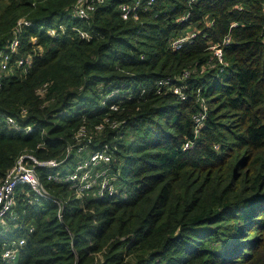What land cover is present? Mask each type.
I'll use <instances>...</instances> for the list:
<instances>
[{
  "label": "trees",
  "instance_id": "obj_1",
  "mask_svg": "<svg viewBox=\"0 0 264 264\" xmlns=\"http://www.w3.org/2000/svg\"><path fill=\"white\" fill-rule=\"evenodd\" d=\"M135 1L103 0L87 21L72 14L77 0H0V51L26 19L18 57L33 58L28 72L18 57L0 72V183L23 153L65 160L38 169L50 197L30 203L34 190L16 188L0 264H264V0H141L124 20L120 5ZM82 127L89 153L111 147L113 195L76 199L47 179L73 171ZM20 239L17 260L4 261Z\"/></svg>",
  "mask_w": 264,
  "mask_h": 264
},
{
  "label": "built area",
  "instance_id": "obj_2",
  "mask_svg": "<svg viewBox=\"0 0 264 264\" xmlns=\"http://www.w3.org/2000/svg\"><path fill=\"white\" fill-rule=\"evenodd\" d=\"M103 0H77L72 9V14L75 18L82 20H90L93 13L96 10L97 3H102ZM156 0H148V6H152ZM141 7V0H136L134 3H123L120 5L121 16L124 20L131 18L136 19L138 17V11ZM31 23L26 19H20L16 28L14 29V37L9 42L5 51H0V72H7L10 70V64L14 57H18L20 40L19 35L24 26H29ZM66 27L61 25L58 28H50L48 34L52 37H58L61 34H65ZM77 35L85 40H90L91 35L84 29H76ZM196 36V33L191 35L182 36L174 39L171 46L174 50L181 49L186 43L192 41ZM211 50L214 56L223 63V51L220 45H212ZM17 66L24 68V72H28L32 66V56L18 57ZM189 76V71L183 74V80ZM169 84L168 81H162L159 83L160 91L163 87ZM46 88V85L44 86ZM173 91L182 100L187 99V95L184 92V88L180 86L173 87ZM43 91H41L42 93ZM118 106H112V110L117 111ZM26 115V110H23V116ZM195 121L198 126H201L206 119V113L201 112L195 116ZM108 127L115 129L119 123L110 119L106 120ZM7 124L13 129H19L17 121L12 118H7ZM106 125H99L97 128L103 130ZM26 131H30L31 127H27ZM76 140L78 145V155L80 160L75 165L73 171L64 173H51L47 175L49 181L60 183H69V188L72 191L76 199H83L86 196L104 197L113 195L117 192L115 183L116 174L112 168L113 152L109 144H103L98 150L93 152L89 151V146L92 143V136L86 127H82L76 134ZM189 147V144L186 145ZM87 153L86 157H83L84 153ZM70 153V149L69 152ZM65 160H41L33 153H23L16 161L15 165L8 170L5 177L0 183V225H5V217L12 216V211L16 205V188L19 185H29L35 192L33 199L30 203L39 201L40 198L50 197L47 189L42 184L38 169H57ZM62 208V207H61ZM61 211V210H60ZM33 230V228L31 229ZM25 244V239H20L12 243H7L3 253L2 259L8 262H15L20 254L22 246Z\"/></svg>",
  "mask_w": 264,
  "mask_h": 264
}]
</instances>
